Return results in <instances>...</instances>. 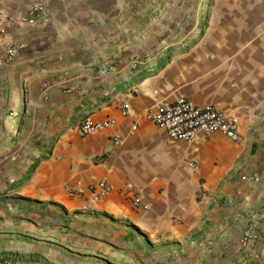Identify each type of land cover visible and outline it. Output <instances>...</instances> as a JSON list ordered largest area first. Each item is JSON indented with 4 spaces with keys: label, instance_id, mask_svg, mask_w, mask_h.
Listing matches in <instances>:
<instances>
[{
    "label": "crops",
    "instance_id": "crops-1",
    "mask_svg": "<svg viewBox=\"0 0 264 264\" xmlns=\"http://www.w3.org/2000/svg\"><path fill=\"white\" fill-rule=\"evenodd\" d=\"M131 2L145 0H0V55L16 48L0 101L38 132L24 189L51 216L0 264H264V0H221L209 32L172 53L150 33L129 44L147 18ZM181 97L217 106L240 140L174 142L145 119ZM89 118L115 125L84 135ZM99 182L112 190L96 199Z\"/></svg>",
    "mask_w": 264,
    "mask_h": 264
},
{
    "label": "rangeland",
    "instance_id": "rangeland-1",
    "mask_svg": "<svg viewBox=\"0 0 264 264\" xmlns=\"http://www.w3.org/2000/svg\"><path fill=\"white\" fill-rule=\"evenodd\" d=\"M220 2L221 0H145L144 4L131 2V10L144 6L147 18L145 24H140L139 27L137 20H130L129 44L136 42L142 34L147 36L150 33V38L163 37L164 42H169L168 53L184 51L209 32L213 20L215 21V9ZM151 43L147 39L146 48ZM116 52L115 48L109 51L113 54ZM157 53L159 52H151L145 59L151 60ZM18 107L16 103L0 101V261L16 247L20 249L29 246L31 242L27 236L32 229H39L40 234L44 231L43 228L47 231L48 226L44 227L40 219L51 217L43 207L37 208L26 200L27 189L24 188L30 186L32 177L37 172L38 164L30 157L33 153L32 139L37 137L38 132L31 130L30 120L25 119L20 112H15Z\"/></svg>",
    "mask_w": 264,
    "mask_h": 264
},
{
    "label": "built area",
    "instance_id": "built-area-1",
    "mask_svg": "<svg viewBox=\"0 0 264 264\" xmlns=\"http://www.w3.org/2000/svg\"><path fill=\"white\" fill-rule=\"evenodd\" d=\"M48 14V3L42 2L32 6L24 19V22L35 25L39 20L45 18ZM15 47H10L5 56L0 55V79L5 65L10 64L15 56ZM129 106L123 107V114L127 115ZM145 119L168 133L170 140L174 142H193L198 137H210L216 132L223 133L227 138L234 142L240 140L238 126L236 121L229 119L214 104L200 108L192 104L184 97L177 99L173 104L159 106L145 114ZM115 125L114 120L105 122H94L92 119L85 120L80 131L84 135L93 134ZM98 192L95 198L106 197L111 192L105 182H99L96 186ZM132 194V192H128ZM133 203L138 205L139 199L133 195ZM255 227L249 225L243 232L240 245L247 247L254 239Z\"/></svg>",
    "mask_w": 264,
    "mask_h": 264
}]
</instances>
